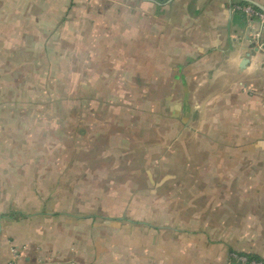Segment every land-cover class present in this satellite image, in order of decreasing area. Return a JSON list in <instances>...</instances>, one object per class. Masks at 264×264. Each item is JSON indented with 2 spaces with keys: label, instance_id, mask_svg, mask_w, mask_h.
Segmentation results:
<instances>
[{
  "label": "crops",
  "instance_id": "crops-1",
  "mask_svg": "<svg viewBox=\"0 0 264 264\" xmlns=\"http://www.w3.org/2000/svg\"><path fill=\"white\" fill-rule=\"evenodd\" d=\"M239 1L264 8L0 0V48H21L26 30L77 48L84 102L61 131L79 156L46 166L21 163L0 111V264L264 260V52Z\"/></svg>",
  "mask_w": 264,
  "mask_h": 264
},
{
  "label": "rangeland",
  "instance_id": "rangeland-1",
  "mask_svg": "<svg viewBox=\"0 0 264 264\" xmlns=\"http://www.w3.org/2000/svg\"><path fill=\"white\" fill-rule=\"evenodd\" d=\"M24 33L21 48H0V111L5 125L14 129L6 136L7 142H20L16 155L22 164L23 157L34 155L40 166L44 163L39 158L44 156L59 159L67 152L76 158V133L69 134L71 139L66 141L61 139V131L71 133L81 122L78 115L84 102L76 100L80 71L77 48H62L60 40H49V47L42 31L35 36L27 30ZM94 151L88 149L84 156L93 157Z\"/></svg>",
  "mask_w": 264,
  "mask_h": 264
},
{
  "label": "built area",
  "instance_id": "built-area-1",
  "mask_svg": "<svg viewBox=\"0 0 264 264\" xmlns=\"http://www.w3.org/2000/svg\"><path fill=\"white\" fill-rule=\"evenodd\" d=\"M236 9L242 12L245 16H247L249 21L252 20H259L260 27L259 29L254 33L255 39L258 43L259 49L264 52V10L254 7L251 4H238L236 6ZM16 250H14V253ZM231 258L239 263V264H264V260H258L254 258H250L245 254L241 253H231ZM10 264H16L14 261H12Z\"/></svg>",
  "mask_w": 264,
  "mask_h": 264
},
{
  "label": "trees",
  "instance_id": "trees-1",
  "mask_svg": "<svg viewBox=\"0 0 264 264\" xmlns=\"http://www.w3.org/2000/svg\"><path fill=\"white\" fill-rule=\"evenodd\" d=\"M239 4L245 5V4H251V3L247 2V1H239ZM251 5H253V4H251ZM254 7H257V6H254Z\"/></svg>",
  "mask_w": 264,
  "mask_h": 264
},
{
  "label": "water",
  "instance_id": "water-1",
  "mask_svg": "<svg viewBox=\"0 0 264 264\" xmlns=\"http://www.w3.org/2000/svg\"><path fill=\"white\" fill-rule=\"evenodd\" d=\"M260 9H262V10H264V8H262V7H259ZM0 231H1V224H0Z\"/></svg>",
  "mask_w": 264,
  "mask_h": 264
}]
</instances>
